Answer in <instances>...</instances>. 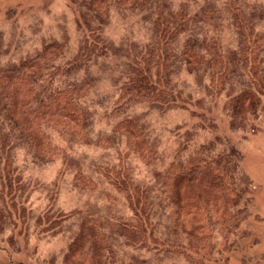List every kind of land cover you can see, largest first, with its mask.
Returning a JSON list of instances; mask_svg holds the SVG:
<instances>
[{
  "label": "trees",
  "instance_id": "trees-1",
  "mask_svg": "<svg viewBox=\"0 0 264 264\" xmlns=\"http://www.w3.org/2000/svg\"><path fill=\"white\" fill-rule=\"evenodd\" d=\"M153 1L92 0L96 7L91 10L76 4L87 30L80 35L74 62L64 57L66 42L49 38L37 55L7 64L8 32L0 24V198L7 199L8 192L11 200L26 194L25 172L68 160L75 148L107 150L118 144L116 151H135L150 165L165 163L156 192L134 181L124 159L108 166L102 161L97 178L79 165L75 191H105L115 203L121 201L137 213L131 221L124 213L107 220L81 212L59 213L48 231L60 228V239L68 244L78 239L66 264H115L127 245L153 253L155 264L179 257L186 264H231V258L221 257L218 242L232 237L230 249L248 252L242 247L251 232L244 226L255 196L246 173L250 157L244 143L254 144L264 130V0ZM18 14L7 11L6 20ZM126 14L139 18L148 34L153 32V45L146 44L143 53L134 55L119 90L97 93L96 71L88 68L82 76V66L111 56L100 31L111 18ZM102 97L101 120L112 125L108 136L94 128ZM198 104L202 110H194ZM139 106L192 111L187 126L199 132L179 136L169 160L158 150L156 130L132 115ZM219 116L226 120L225 127L217 123ZM20 163L26 170H19ZM94 178L106 180L105 185L95 184ZM3 206L0 219L10 223L7 213L13 207ZM28 241L22 246L16 242V254L0 249L7 259L4 264H62ZM245 260L250 263L251 257ZM263 260L258 259L260 264Z\"/></svg>",
  "mask_w": 264,
  "mask_h": 264
},
{
  "label": "rangeland",
  "instance_id": "rangeland-1",
  "mask_svg": "<svg viewBox=\"0 0 264 264\" xmlns=\"http://www.w3.org/2000/svg\"><path fill=\"white\" fill-rule=\"evenodd\" d=\"M161 1L167 3L165 2L167 0H154L153 3L157 4ZM177 1L173 0V2ZM76 4L79 7L85 4L89 6V10L93 5L96 7L92 0H0V24H3V28H6L8 32L5 62L7 64L18 63L37 55L41 49L43 50L47 43L46 40L49 38L66 42L68 48L64 57L69 62H74L78 53L80 35L83 30L84 32L87 30L85 24L87 21L82 15H79L80 11ZM11 10H17L19 14L12 21H7L5 13ZM133 17L132 14H126L111 18L106 25L107 28L104 27V32H102L103 29L100 31L103 34L102 38L109 43L111 56L107 60L95 59L88 65L82 66L80 72L82 76L87 75L88 68L96 71L93 76L98 79L95 89L97 93L114 90L115 87L119 90L125 83L127 68L132 64L129 62L134 58V55H140L147 45H153V32L148 34L141 26L139 18L135 20ZM97 25L100 28L99 24ZM94 26V22H92L90 25L92 31H94ZM103 99L104 97L96 104L94 128L96 132L107 134L112 125L101 120L99 106ZM96 101L98 100L96 99ZM222 105L225 104L222 102ZM195 106L194 110H202L199 104ZM131 113L136 117H142L151 128L156 130V140L159 146L157 149L169 160H172V154L178 148L179 136H190V131L196 134L199 132L193 131L191 127L187 126L188 121H192L194 115L192 111L178 110L172 106L163 109L139 106L132 109ZM217 123L224 124L223 127H225L226 120L219 116ZM252 143L250 145L244 143L247 145L250 157L246 164V173L253 183L251 195L255 196L252 215L244 226L247 231L251 232L250 237H245V246L242 247V251L246 249L248 252L243 255L240 250L229 248L234 237L229 238L226 243L222 240L218 242L221 243L219 247L221 257L231 258V264H260V258H264V130L256 135V141L254 144ZM117 146L118 144H111L107 150L96 146L75 148L70 157L71 160H63L48 169H35L32 172L29 169L28 173L25 172L23 186L28 189L26 194L11 200L10 198L14 197L11 192H8L9 199L0 198V209L4 207L3 205L16 204L15 208L11 206L13 207L10 209L12 213H7V222L10 223H5L0 219V249H10L16 254L18 252L16 242L22 246L25 241L29 240L28 242L37 247L41 254L44 252L47 258L51 257L60 261L59 263L66 264L65 259L68 256V251L78 239L70 241L68 244L64 239L61 241L62 235H58L60 228L54 227L55 230L49 229L48 231L47 227L56 223L54 220L57 217H61L59 213L81 212L85 213L86 217L104 220L124 213L125 219H130V221L134 219L137 212L124 208L121 201L115 203L105 194V191L103 194L95 189L75 191L73 187V179L79 165L88 172L93 171L94 177L97 178L95 172L102 161L105 162L104 166H108L118 164L120 159H124V166L128 165L127 168H130L134 181L143 189L151 186L153 192H156V187L161 184L162 168L165 163L156 161L150 165L146 161H142L135 151L126 154L124 148L122 150L120 148L122 152L116 151L114 148ZM128 149L130 150L127 147V151ZM22 169L26 170L20 163L19 170L22 171ZM95 178V184L105 185L106 180ZM56 186L57 188L59 186V191L58 189L55 191ZM162 201L167 202V199L163 197ZM137 211L141 212V209ZM148 215L147 218H149ZM171 215L173 214L171 213ZM172 220L173 218H171ZM34 229L39 230L37 233H32ZM27 232L30 234L28 235ZM256 240H259L258 244H255ZM14 241L15 243L12 244ZM241 241L243 239H240L239 243ZM246 256L251 257L250 263L245 260ZM142 260L147 261L148 264L156 262L150 251L136 250L131 245H127L118 252V257L116 256L114 262L115 264H136L137 261ZM6 261V256L0 251V264H4ZM186 262L184 258L179 257L172 258L165 264H186ZM261 264H264V260Z\"/></svg>",
  "mask_w": 264,
  "mask_h": 264
}]
</instances>
